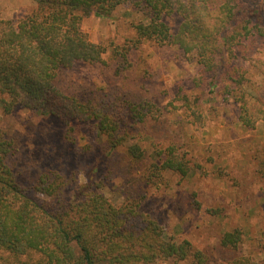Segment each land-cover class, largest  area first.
Returning a JSON list of instances; mask_svg holds the SVG:
<instances>
[{
  "label": "trees",
  "instance_id": "16d2710c",
  "mask_svg": "<svg viewBox=\"0 0 264 264\" xmlns=\"http://www.w3.org/2000/svg\"><path fill=\"white\" fill-rule=\"evenodd\" d=\"M35 1L32 11L16 19L0 14L2 112L23 108L55 118L64 126V145L77 142L74 122H89L110 162L96 178L97 161L70 168L54 146L42 150L46 159L22 161L16 137L0 126V264H209L207 252L191 240L168 235L165 224L142 209L139 194L115 203L105 190L117 177L146 187L162 182L166 172H195L198 163L179 152L177 140L167 139L166 120L180 107L196 118L205 99L215 107L219 100L232 103L241 125L256 128L264 110L249 101L248 69L239 57L264 76V58L251 53L264 50V0ZM124 3L141 15L133 21L135 36L110 46L92 41L83 20L110 17ZM144 42L174 48L199 66V74L178 84L166 104L143 91L132 75L133 53ZM77 63L109 71L105 87L88 98L65 92L59 77ZM253 157L264 174V145ZM243 238L235 227L222 233L220 245L235 251ZM228 262L258 264L243 254Z\"/></svg>",
  "mask_w": 264,
  "mask_h": 264
},
{
  "label": "rangeland",
  "instance_id": "374dc122",
  "mask_svg": "<svg viewBox=\"0 0 264 264\" xmlns=\"http://www.w3.org/2000/svg\"><path fill=\"white\" fill-rule=\"evenodd\" d=\"M35 6V0H0V14L16 19ZM139 17L140 13L132 4L124 3L110 17H86L82 28L94 42L107 46L122 44L135 36L133 21ZM251 53L254 57L264 58L262 49L257 48ZM105 57L108 58V54ZM239 59L248 69L244 87L249 93V101L256 104L255 109L264 110V76L249 60L243 59L242 54ZM133 62L132 75L139 78L137 84L147 94H156L163 104L176 96L178 86L187 77L199 74V66L185 59L176 49L158 47L152 42H144L135 50ZM104 72L109 73L98 64L77 63L62 71L58 84L67 93L88 98L95 89L105 87ZM204 102L195 109L198 112L196 118L194 115L186 117L180 107L166 120L167 139L177 140L179 152L191 163H198L195 172L187 177L166 172L162 182L146 187L141 182L138 185L134 179L126 182L117 177L105 193L115 203H120L128 193L139 194L143 197L142 209L156 215L165 224L168 235L187 238L205 250L209 264H229L228 260L241 254L250 255L256 263L263 264L264 174L257 170L258 161L253 157V151L264 145V113L256 128L249 129L239 122L235 104H222L219 100V107H215L211 100ZM176 103L179 105L180 101ZM73 125L77 142L64 145L61 141L64 126L55 118L23 108L4 114L0 107V126L16 137L22 161L32 162L34 157L35 160L46 159L42 150L54 146L62 150L70 168L84 169L87 164L97 161L96 178H99L110 162L102 149L103 139L93 132L89 122H74ZM89 145L92 146L90 151L83 153ZM120 151H125V147ZM84 179L82 175L81 180ZM212 209H217L218 213ZM235 227L244 231L242 246L235 251L224 250L220 245L222 233ZM2 255L0 251V257ZM156 264L188 263L160 261Z\"/></svg>",
  "mask_w": 264,
  "mask_h": 264
}]
</instances>
